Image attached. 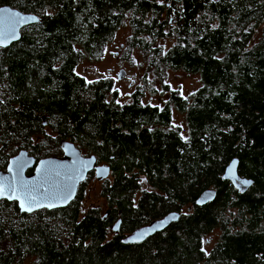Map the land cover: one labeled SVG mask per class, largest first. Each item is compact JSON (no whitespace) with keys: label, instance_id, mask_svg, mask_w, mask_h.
I'll list each match as a JSON object with an SVG mask.
<instances>
[{"label":"trees","instance_id":"16d2710c","mask_svg":"<svg viewBox=\"0 0 264 264\" xmlns=\"http://www.w3.org/2000/svg\"><path fill=\"white\" fill-rule=\"evenodd\" d=\"M4 5L41 23L0 49V170L20 150L38 160L61 156L59 142L68 140L110 176L99 190L105 212L83 210L91 176L62 209L25 214L0 200V264H264V0ZM124 28L122 53L141 60L142 82L151 85L135 87L128 102L111 79L76 73L83 60H100ZM178 71L199 78L188 96L165 83ZM157 85L158 104L143 102V91L155 95ZM234 158L240 176L254 182L244 193L222 179ZM206 189L215 200L195 207ZM182 210L164 231L122 243Z\"/></svg>","mask_w":264,"mask_h":264},{"label":"water","instance_id":"95a60500","mask_svg":"<svg viewBox=\"0 0 264 264\" xmlns=\"http://www.w3.org/2000/svg\"><path fill=\"white\" fill-rule=\"evenodd\" d=\"M41 20L32 13H23L15 8L4 5L0 6V49H6L12 44L19 42L24 27L39 24ZM123 45L120 49H123ZM126 77L124 70H119L117 79ZM62 156L47 157L36 160L26 150H20L8 160L6 169L0 171V187L4 194L0 200L8 202L16 201L21 213L31 214L45 209L48 211L62 209L72 203L77 195L79 185L86 181L91 172H95L98 182L107 180L110 176V168L106 165H97L94 155L84 156L76 145L68 140L59 142ZM239 161L232 159L225 167L222 179L231 183L233 188L244 193L253 186L254 182L240 176L238 173ZM33 170L30 175L27 171ZM12 188H15L13 198ZM216 198L214 189L202 191L194 201L195 207H203L212 203ZM25 207L31 204V210H22L21 202ZM181 212L172 211L160 219L151 221L149 224L134 229L122 239L123 244H140L149 237L167 229L176 223ZM121 219L112 226V233L119 232Z\"/></svg>","mask_w":264,"mask_h":264},{"label":"rangeland","instance_id":"374dc122","mask_svg":"<svg viewBox=\"0 0 264 264\" xmlns=\"http://www.w3.org/2000/svg\"><path fill=\"white\" fill-rule=\"evenodd\" d=\"M127 36V28L121 29L117 33L114 41L106 47L104 54L100 60H83L76 67V73L87 81H93L101 78L111 79L119 92V99L121 102L129 101V95L135 87L142 85L146 86L147 88L151 87L150 84L142 82L145 73L142 65L139 64L141 60L135 54H130V57L125 56V51L122 53L123 49H120V46L124 45ZM119 70H124L126 72V77L123 80L117 79V73ZM165 83L170 89L178 90L184 97L188 96L200 85L199 78L197 76H189L179 71L168 72ZM156 88L157 94L152 96L148 91H143L142 101H149L152 104H158V95L161 89L158 87V85L156 86ZM90 186H92V183L87 184L84 190V196L82 200L84 204L83 210L89 207H100L102 209V212H105L106 207L104 206V200L100 197L99 194L100 188L96 187L93 190H89V188L87 187ZM184 212L185 210H182L181 214ZM215 235L216 232H214L210 238L215 239ZM210 242L212 244L213 240H210ZM204 248L206 251H209L211 249V245H205ZM24 264H31V262L27 261Z\"/></svg>","mask_w":264,"mask_h":264},{"label":"flooded vegetation","instance_id":"af4514ba","mask_svg":"<svg viewBox=\"0 0 264 264\" xmlns=\"http://www.w3.org/2000/svg\"><path fill=\"white\" fill-rule=\"evenodd\" d=\"M44 125H45V123H43ZM27 151V150H26ZM28 152V151H27ZM62 156V155H61ZM13 157V156H12ZM58 157H60V156H58ZM11 158V157H10ZM9 158V159H10ZM35 158V157H34ZM36 159V158H35ZM36 160H38V159H36ZM8 163V162H7ZM97 165H104V164H102V163H99L98 161H97ZM5 169H6V167H5ZM4 169V170H5ZM0 171H2V170H0ZM33 170H29V171H27V175L28 174H30L31 172H32ZM89 176H91V179H90V181H89V183H92V186H90V187H87V188H89V190H93V189H95L96 187H99L100 188V186H101V182H98L96 179H95V172L93 171V172H91L88 176H87V178L89 177ZM87 180V179H86ZM85 182V181H84ZM88 183V184H89ZM10 203H12V204H14V206H18V204H17V202L16 201H12V202H10ZM172 212V211H171ZM165 216V215H164ZM118 218L119 217H116L115 218V220L113 221V222H111L112 223V225L118 220ZM120 219V218H119ZM160 219V218H159ZM154 221V220H153ZM150 223V222H149ZM149 223H147V224H149ZM147 224H145V225H147ZM145 225H143V226H145ZM142 227V226H141ZM120 228H121V226H120ZM120 228H119V230H120ZM139 228V227H138ZM131 233V232H130Z\"/></svg>","mask_w":264,"mask_h":264},{"label":"snow or ice","instance_id":"6c2138e0","mask_svg":"<svg viewBox=\"0 0 264 264\" xmlns=\"http://www.w3.org/2000/svg\"><path fill=\"white\" fill-rule=\"evenodd\" d=\"M11 191L13 193V198H15V188H12ZM3 194H4V189L0 187V195H3ZM21 208L22 210H31V204L29 203L28 207H25V203L22 201Z\"/></svg>","mask_w":264,"mask_h":264}]
</instances>
